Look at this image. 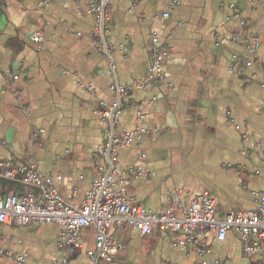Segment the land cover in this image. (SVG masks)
Returning a JSON list of instances; mask_svg holds the SVG:
<instances>
[{"label": "crops", "instance_id": "0c3cea01", "mask_svg": "<svg viewBox=\"0 0 264 264\" xmlns=\"http://www.w3.org/2000/svg\"><path fill=\"white\" fill-rule=\"evenodd\" d=\"M92 2L0 0V159L59 175V193L78 205L99 175L95 158L106 123L97 110L114 100L109 85L142 79L151 50L163 45V79L133 87L132 104L120 113L121 128L147 129L120 150L119 170L141 171L128 177L127 195L155 213L178 187L212 196L218 219L254 208V192L264 193V0H111L114 73L90 34ZM252 33L259 42L253 63L244 65L251 55L242 38ZM37 128L43 132L34 141ZM8 183L0 181L3 195L23 192ZM59 231L54 223H0V249L23 264H89L93 230H83L71 255L58 247ZM109 232L119 244L112 264H260L259 253L244 255L234 233L219 241L207 232L202 255L196 246L176 245L180 233L141 235L116 225ZM0 264L17 263L6 257Z\"/></svg>", "mask_w": 264, "mask_h": 264}, {"label": "built area", "instance_id": "2783aa9c", "mask_svg": "<svg viewBox=\"0 0 264 264\" xmlns=\"http://www.w3.org/2000/svg\"><path fill=\"white\" fill-rule=\"evenodd\" d=\"M111 0H93L89 11L93 18L91 37L99 53L107 58L110 70L114 73L116 65L113 53L117 48L109 36L108 21L110 18ZM171 4L178 0H169ZM168 13L164 12L163 17ZM33 41L40 40V33H35ZM231 40H235L231 37ZM156 41V38H154ZM259 39L256 34H248L242 38L245 50L250 57L243 62L251 65L254 51ZM121 48H124L121 45ZM168 50L163 45H155L150 53V64L142 79L133 80L130 84L113 81L109 88L114 93V100L97 110L101 120L106 123L102 131V141L97 148L95 163L99 175L89 186L85 198L75 205L66 200L55 184L61 177L43 175L35 165L13 164L0 159V181L13 182L23 187L20 195L0 192V223L33 225L40 222L54 223L60 227L59 248H65L67 255L81 247V233L85 229L94 232V246L86 251L89 264H112L113 251L119 244L110 234L112 225L121 230L131 228L141 235L157 230L162 237L171 233H180L175 244L184 248L198 247L200 254L208 252L206 233L213 232L219 241H223L228 233L236 234L242 242V250L246 257L260 254V264H264V193L254 192L256 206L251 209L233 210L223 219L216 217V201L212 196L200 194L190 196L182 187L174 189L170 194L171 204L158 212L148 210L142 203H133L127 195L128 177L141 173L140 169L129 168L121 172L118 160L121 148L130 147L147 131L137 127L127 131L120 127V113L131 102L129 91L134 87L144 89L163 79L164 60ZM235 64V63H234ZM241 65L238 64L237 68ZM154 98V97H152ZM137 118L143 119L138 111ZM43 132L34 130L33 140ZM4 142L0 140V144ZM228 167L245 168L243 165L228 163ZM6 257L13 258L17 264H23L21 256L10 250L0 249V261ZM56 263H66L67 258L54 259ZM217 260H203L201 264H219Z\"/></svg>", "mask_w": 264, "mask_h": 264}, {"label": "rangeland", "instance_id": "374dc122", "mask_svg": "<svg viewBox=\"0 0 264 264\" xmlns=\"http://www.w3.org/2000/svg\"><path fill=\"white\" fill-rule=\"evenodd\" d=\"M8 184H9V185H15V183L13 184V182H9Z\"/></svg>", "mask_w": 264, "mask_h": 264}]
</instances>
